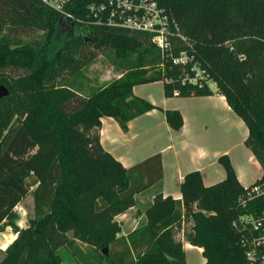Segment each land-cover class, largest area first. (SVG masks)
Here are the masks:
<instances>
[{
    "label": "trees",
    "instance_id": "obj_1",
    "mask_svg": "<svg viewBox=\"0 0 264 264\" xmlns=\"http://www.w3.org/2000/svg\"><path fill=\"white\" fill-rule=\"evenodd\" d=\"M103 1L70 0L71 21L38 0H0V85L9 91L0 100V232L9 227L17 236L0 264H62L58 252L64 247L83 264L97 258L186 264L179 235L201 249L204 264H262L246 259L233 223L264 210L262 199L240 204L246 191L264 186V0H156L170 29L189 43L173 38V56L186 51L184 68L194 65L198 76L191 69L182 75L184 68L167 57L150 73L143 62L152 50L159 54L150 34L87 18V6ZM109 49L124 59L137 55V67L88 98L70 91L66 81ZM155 82H162L166 98L223 96L247 128L244 145L262 175L243 188L229 159L220 157L222 181L205 186L199 172L186 174L181 200L155 194L145 223L118 237L115 217L161 181V161L154 155L122 167L100 147V118H112L126 132L130 121L157 108L134 96L133 87ZM164 114L172 131L182 128L178 111ZM32 188L34 216L20 230L15 209ZM77 241L92 246L96 259Z\"/></svg>",
    "mask_w": 264,
    "mask_h": 264
},
{
    "label": "crops",
    "instance_id": "obj_2",
    "mask_svg": "<svg viewBox=\"0 0 264 264\" xmlns=\"http://www.w3.org/2000/svg\"><path fill=\"white\" fill-rule=\"evenodd\" d=\"M154 84L161 85L160 93L153 87ZM132 93L157 108L130 121L126 132L112 118H100V147L125 169L159 155L162 179L147 191L137 194L133 208L115 217L121 227V237H126L145 223L144 212L148 207L142 214L138 210L141 204L147 202L150 205L155 194L161 193L164 198L170 196L174 200H181L180 184L186 174L199 172L205 186L222 181L225 171L219 163L220 157L229 159L243 188L254 184L261 177L260 165L244 145L248 136L247 128L223 96L166 98L162 82L137 85L133 87ZM167 110L180 113L183 126L179 131L169 128L164 114ZM124 227L127 232L122 230ZM11 236L15 234L8 231L0 234V258L5 251L2 244L7 243L9 246L12 243L8 242ZM180 239L185 255L191 248L201 251L182 237Z\"/></svg>",
    "mask_w": 264,
    "mask_h": 264
},
{
    "label": "built area",
    "instance_id": "obj_3",
    "mask_svg": "<svg viewBox=\"0 0 264 264\" xmlns=\"http://www.w3.org/2000/svg\"><path fill=\"white\" fill-rule=\"evenodd\" d=\"M38 2L58 13L62 17L76 21V18L66 10L70 0H38ZM88 17L92 16L97 23L106 26L148 33L151 43L159 49L163 57L170 58L175 65L186 66L190 59L186 51H180L173 56L172 39H177L189 46L186 38L177 30L170 29V17L159 7L156 0H104L99 4L87 6ZM196 75L200 71L192 68ZM256 199L264 200V186H256L246 191L240 200L241 206ZM233 226L241 234V244L246 249V259L249 262L260 260L264 264V210L257 214L239 216Z\"/></svg>",
    "mask_w": 264,
    "mask_h": 264
},
{
    "label": "rangeland",
    "instance_id": "obj_4",
    "mask_svg": "<svg viewBox=\"0 0 264 264\" xmlns=\"http://www.w3.org/2000/svg\"><path fill=\"white\" fill-rule=\"evenodd\" d=\"M162 60H163V56L161 52L159 51V54H157V52L152 50L151 54H148L147 58H145V62H143V65H145L144 68L146 67L150 68L148 70L150 73L157 71L158 69H161L163 67ZM137 64H138L137 55H133L129 59L127 58L124 59L122 57L117 56L114 50H110V49L103 50L102 52H99L97 58L89 66L83 69L77 77H75L74 79L67 80L65 85L73 93L77 95L81 94L84 96V98H88L93 94H95L100 88H103L106 85H108L109 82H111L112 80L120 78L122 74H124L125 72L133 71L137 67ZM192 68H195V66L188 65L187 68L181 70L182 75H185L184 72H187L188 69H192ZM209 85L212 89H214V85H212L211 83H209ZM153 87L155 89H158V92L160 93L161 91L160 84H156V85L154 84ZM31 151L32 150H30V153ZM33 189L34 188L30 190V192L26 195V197L19 203V205L15 209L17 215L15 225L20 230L27 229L29 226L28 222L34 216L33 193H32ZM149 206L150 205L147 202L146 204H141L140 210L138 211H140L142 214V212H144V210ZM122 230L127 232L125 227ZM6 231H8L9 233H13L11 228L6 227L2 232H0V234H4ZM120 235H121V227L118 237ZM16 237H17L16 235L11 236L8 242H12L14 239H16ZM178 237L181 238V235H179ZM76 244L90 260L93 261L94 259H96V254H95L96 250H94L92 246L81 243L79 241H77ZM6 247H7V243H3L2 249L6 250ZM74 252L75 251L69 247L61 248L58 253L61 257L62 264H83L82 261H80L74 255ZM3 257L4 254L1 256L0 261L3 259ZM185 259L187 264H204L205 262L201 254V251H197L195 248H191L190 250H187ZM96 261L97 263L95 264H111L107 260V258L101 260L97 258Z\"/></svg>",
    "mask_w": 264,
    "mask_h": 264
},
{
    "label": "water",
    "instance_id": "obj_5",
    "mask_svg": "<svg viewBox=\"0 0 264 264\" xmlns=\"http://www.w3.org/2000/svg\"><path fill=\"white\" fill-rule=\"evenodd\" d=\"M8 95H9L8 89L5 86L0 85V100L7 97ZM102 253L104 254L105 257H107V250L106 249H103Z\"/></svg>",
    "mask_w": 264,
    "mask_h": 264
}]
</instances>
